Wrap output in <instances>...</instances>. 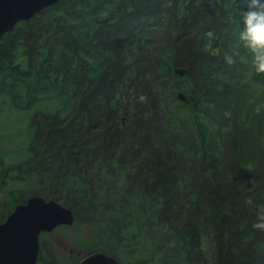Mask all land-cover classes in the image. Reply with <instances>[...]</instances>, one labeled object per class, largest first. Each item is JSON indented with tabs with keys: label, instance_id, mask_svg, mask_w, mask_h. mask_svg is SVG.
I'll return each mask as SVG.
<instances>
[{
	"label": "trees",
	"instance_id": "obj_1",
	"mask_svg": "<svg viewBox=\"0 0 264 264\" xmlns=\"http://www.w3.org/2000/svg\"><path fill=\"white\" fill-rule=\"evenodd\" d=\"M260 5L59 0L19 21L0 104L58 102L14 165L32 194L97 223L121 264H264V74L245 47Z\"/></svg>",
	"mask_w": 264,
	"mask_h": 264
},
{
	"label": "rangeland",
	"instance_id": "obj_2",
	"mask_svg": "<svg viewBox=\"0 0 264 264\" xmlns=\"http://www.w3.org/2000/svg\"><path fill=\"white\" fill-rule=\"evenodd\" d=\"M57 103L54 98L46 99L43 104L39 102L31 110L19 109L5 103L0 104V156L3 159L2 164H5V166L0 164V168L6 169L7 174L5 177L7 182L0 190V203L6 205V211L12 208L15 199L28 197L38 185L36 175L19 178L17 175L20 173L14 167L16 163L29 156L28 144L33 132L30 124L32 112L37 108L55 107ZM97 230V223L84 219L44 233L49 239L44 246L51 255L46 261L48 264H78L71 256V251L78 259L90 250L106 252L104 250L106 245L103 248L98 247ZM46 261L39 259L38 264H47Z\"/></svg>",
	"mask_w": 264,
	"mask_h": 264
},
{
	"label": "water",
	"instance_id": "obj_3",
	"mask_svg": "<svg viewBox=\"0 0 264 264\" xmlns=\"http://www.w3.org/2000/svg\"><path fill=\"white\" fill-rule=\"evenodd\" d=\"M59 0H0V38L21 21L34 16ZM183 73L185 70L176 69ZM178 97L187 100L183 92ZM72 208L55 199L31 195L19 204L6 221L0 224V264H37L40 252L39 234L59 223H73ZM79 264H121L103 251L90 253Z\"/></svg>",
	"mask_w": 264,
	"mask_h": 264
},
{
	"label": "clouds",
	"instance_id": "obj_4",
	"mask_svg": "<svg viewBox=\"0 0 264 264\" xmlns=\"http://www.w3.org/2000/svg\"><path fill=\"white\" fill-rule=\"evenodd\" d=\"M252 6H257V0H252ZM259 8L264 9V5ZM246 15L245 47L253 53L252 64L257 74H264V11L259 13L249 11ZM233 61L229 60V64ZM145 97L141 96L143 101ZM255 229L264 231V212L257 215V222L253 225Z\"/></svg>",
	"mask_w": 264,
	"mask_h": 264
},
{
	"label": "flooded vegetation",
	"instance_id": "obj_5",
	"mask_svg": "<svg viewBox=\"0 0 264 264\" xmlns=\"http://www.w3.org/2000/svg\"><path fill=\"white\" fill-rule=\"evenodd\" d=\"M3 163V159L1 158V156H0V164H2ZM3 166H5V164H2ZM15 175H17V174H15ZM7 176V174H6V169L5 170H2V168H0V190L3 188V185L7 182L6 181V179H5V177ZM14 177H16V176H14ZM17 177H19V178H21V174H18L17 175ZM31 195H40V194H37V193H34V194H30V195H28V197H26V198H24L23 199V197H21L20 199H18V200H14L15 202H14V204L12 205V208H10V209H7V211H6V205L4 204L3 205V203H0V224L1 223H3L4 221H6L7 220V218L9 217V215L16 209V207L19 205V204H21V203H24V202H26L27 201V199L31 196ZM43 196V195H42ZM44 197V196H43ZM17 198V197H16ZM44 198H46V197H44ZM47 200H49V199H54V198H46ZM56 200V199H55ZM59 201V200H58ZM62 203V202H61ZM63 204V203H62ZM3 205V206H2ZM63 205H65V204H63ZM2 206V207H1ZM65 206H67V205H65ZM76 221V219L74 220V222ZM73 222V223H74ZM70 224H72V223H59V224H57V225H55L53 228H51V229H44V230H42L41 232H40V234H39V240H40V252H39V256H38V260L39 259H43V260H47V259H50V254L48 253V251H47V249H46V247L44 246L45 245V243L49 240L47 237L48 236H46L44 233H46V232H48V231H52V230H55V229H57V228H59V227H62V226H65V225H70ZM44 235V236H43ZM96 251H100V250H90L88 253H86L85 255H82L79 259H78V257H74V252L73 251H71V256L73 257V259H74V261L76 262V263H80V261H81V259L82 258H84L85 256H87V255H89L90 253H93V252H96ZM48 254H49V257H48ZM54 258V257H53ZM47 262V261H46ZM37 264H38V261H37ZM47 264H48V262H47Z\"/></svg>",
	"mask_w": 264,
	"mask_h": 264
}]
</instances>
